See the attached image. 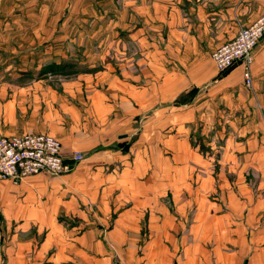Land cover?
I'll return each mask as SVG.
<instances>
[{
  "label": "crops",
  "instance_id": "1",
  "mask_svg": "<svg viewBox=\"0 0 264 264\" xmlns=\"http://www.w3.org/2000/svg\"><path fill=\"white\" fill-rule=\"evenodd\" d=\"M10 2L18 6L24 0L0 5ZM128 5H123L130 12L127 37L140 52V74L95 80L107 90L87 80L64 83L60 91L42 80L16 88L26 102L24 124L12 134L13 129L0 131V137L51 134L62 142L71 169L19 184L0 180V264H264V37L254 53L252 92L244 90L240 66L220 75L211 58L260 17L264 0H140L139 5L129 0ZM125 45L119 39L117 50H131ZM169 66L179 70L173 80ZM155 67L161 68L158 75L152 74ZM186 89L197 93L191 101L172 102L178 118L170 125L168 101ZM197 117L205 131L220 126L229 132L225 161L232 165L225 169L232 182L225 179L221 187L223 211L196 220L179 236L185 223L164 199L170 176L168 157H161L163 148L189 147L179 133ZM138 131L142 141L125 153ZM138 145L147 160L156 152V169L149 164L144 170ZM77 151L86 159L73 163ZM147 174L153 188L140 182ZM206 177L213 179L211 172ZM137 195L144 196V205L137 206ZM92 210L115 218H92ZM139 211L148 214L144 234ZM59 212L69 219L60 221Z\"/></svg>",
  "mask_w": 264,
  "mask_h": 264
},
{
  "label": "rangeland",
  "instance_id": "2",
  "mask_svg": "<svg viewBox=\"0 0 264 264\" xmlns=\"http://www.w3.org/2000/svg\"><path fill=\"white\" fill-rule=\"evenodd\" d=\"M30 1L19 2L18 6L12 2L0 5V131L13 129L11 134L17 132V128L24 124L22 111L25 110L26 102L16 92V88L20 86H26L33 80H42L60 91L64 83L77 81L85 85L88 81L99 90L103 88L107 90L106 83L97 84L96 81L102 80L100 77H122L123 75L127 77L140 74L144 70V66H138L136 61L140 52L135 50L127 37L128 29L126 28H130L128 19L130 12L123 5L129 7V0ZM136 3L139 5L140 0H136ZM139 21L138 25H141ZM119 39L126 43L127 48L131 46V50L118 51ZM129 59L132 60L129 61ZM155 70L160 73L161 68L155 67L152 70L153 75H158ZM168 70L170 80L175 79L179 70L171 66ZM226 73L228 71L219 72L220 75ZM243 86L246 91H254V83L251 87H247L243 80ZM187 90L180 93L176 99L168 101L170 125L178 118H176L172 102L191 101L192 96L197 93L196 89ZM192 122L186 124L187 132L179 133L186 136L189 147L163 148V157H161L163 159L168 157L170 176L168 193L164 195V199L168 203L170 213L185 223L183 231L178 233L179 236L188 234L192 223H198L196 220L206 216L214 218L216 212L223 211L225 206L221 187H224L225 179L232 182V178L225 169V166L232 165L225 161L226 138L229 132L220 126H217V129L214 127L210 131L208 129L205 131L201 125L204 121L199 120L198 117L196 120L192 119ZM137 128L140 129L139 121ZM140 133L138 131L133 136L132 143L124 148L125 153L130 152L133 144L142 141L143 134ZM172 133L176 134L177 131L174 130ZM144 149L143 146H136L137 155L144 164V170L149 169V164L156 169L158 164L155 163L159 162L154 160L155 157L157 158L156 152L149 155L150 163ZM152 149L155 150V148ZM177 155L182 156L181 159H177ZM84 159H86L85 156ZM153 168L150 169V173L151 171L154 173ZM210 172L213 179L211 178L212 181L208 182L206 174ZM143 173L144 171L141 172ZM149 175L146 176L147 180L146 178L138 179V182L140 180L153 188L154 184L152 185ZM143 197L136 196L137 206L144 205ZM146 204L150 203L146 202ZM139 213L144 234L148 214L142 211ZM89 214L95 219L115 218L112 212L103 216L101 212L97 214L95 210H92ZM57 217L62 222L69 219L64 212H59ZM2 220L3 216L0 213V230ZM31 233L39 234L36 229H32Z\"/></svg>",
  "mask_w": 264,
  "mask_h": 264
},
{
  "label": "built area",
  "instance_id": "3",
  "mask_svg": "<svg viewBox=\"0 0 264 264\" xmlns=\"http://www.w3.org/2000/svg\"><path fill=\"white\" fill-rule=\"evenodd\" d=\"M263 37L264 12L253 24L242 28L233 40L214 51L212 60L220 72L240 66L244 84L251 87L254 83V53ZM71 160L73 163L82 162L83 153L74 152ZM70 169L61 141L51 134L26 133L0 138V180L19 184L31 176H61Z\"/></svg>",
  "mask_w": 264,
  "mask_h": 264
}]
</instances>
